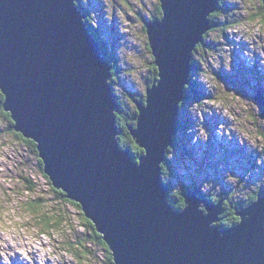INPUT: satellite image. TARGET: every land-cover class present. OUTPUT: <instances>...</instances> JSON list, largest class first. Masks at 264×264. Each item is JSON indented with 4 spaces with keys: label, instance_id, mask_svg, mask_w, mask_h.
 I'll return each mask as SVG.
<instances>
[{
    "label": "water",
    "instance_id": "water-1",
    "mask_svg": "<svg viewBox=\"0 0 264 264\" xmlns=\"http://www.w3.org/2000/svg\"><path fill=\"white\" fill-rule=\"evenodd\" d=\"M79 1L0 0L3 107L14 129L37 143L53 186L82 206L114 264H264V195L221 229L214 223L223 200L191 191L177 209L162 173L193 54L219 0H160L162 18L146 24L158 76L145 100H134L138 160L120 146L114 65Z\"/></svg>",
    "mask_w": 264,
    "mask_h": 264
},
{
    "label": "rangeland",
    "instance_id": "rangeland-1",
    "mask_svg": "<svg viewBox=\"0 0 264 264\" xmlns=\"http://www.w3.org/2000/svg\"><path fill=\"white\" fill-rule=\"evenodd\" d=\"M82 1L109 59L118 66L116 93L127 107H136L137 100L126 93L146 98L155 65L146 24L162 18L153 19L162 2ZM262 3L224 0L218 6L214 27L193 54L189 96L181 102L176 142L166 153L169 166L163 178L174 192L184 191L185 206V195L192 191L229 207L214 223L221 229L234 212L264 195ZM6 112L0 106V264H110L104 246L82 224L80 210L56 196L35 154L10 129ZM23 177L33 180L34 193L27 191ZM257 193L255 200L232 210ZM39 198L44 202L35 214L30 207ZM43 213L63 219L54 227L39 223Z\"/></svg>",
    "mask_w": 264,
    "mask_h": 264
},
{
    "label": "trees",
    "instance_id": "trees-1",
    "mask_svg": "<svg viewBox=\"0 0 264 264\" xmlns=\"http://www.w3.org/2000/svg\"><path fill=\"white\" fill-rule=\"evenodd\" d=\"M223 2H224V0H219V6L220 7L222 6ZM78 4H79L80 9L83 12H86V8L83 5V1L80 0L78 2ZM262 7H263V10H264L263 3H262ZM161 12L159 13V15H154L153 16V19L158 18L159 16H161L162 15ZM218 13H219V9L215 13H212L211 16H210V21H211V24H212V28L214 27V17ZM86 14H87V12H86ZM86 21H87L89 27L91 28L92 32L94 33L95 37L102 43L103 50H104V54L106 55L107 59H109V56L107 55V52H106L105 45L103 44V42L101 41V39L99 37V33L96 32L95 28L91 26L88 18H86ZM199 46H201V44L197 46V49L196 50L199 49ZM114 62H115L114 60H113V62L111 61V63H113V65H114L113 70H112L113 77H112L111 84L113 86L114 92L116 93V90H115V80L117 79V76H118V72H117L118 71L117 70L118 69V66ZM193 67H194V64H193V60H192V69H193ZM151 68H153L151 71L153 72L154 75H153L151 81L148 82V86L152 85L157 80V76H158L157 67L155 65H153V67L151 66ZM191 81H192V79H191ZM191 81H190V83L185 88L187 97L189 96L188 92H189V87L191 85ZM126 94L129 95L131 101L138 100V99H139V101H144L145 100L144 97H141L140 96L141 97L140 98V97H137V95L132 94V93H126ZM117 96H118L119 106H118V109L116 111V120H117V125H118L119 131H120V134H119V137H118L119 143H120V146L122 148H130L131 151H132V153H133V155H134V158L137 159L140 155L144 154V150H143V148H141L137 144V142L135 141V139L133 138V136L131 135V133L129 131V126L134 127L135 124H136V121H137V110H136V107L135 106L133 108H131L129 106L127 107L124 104V102L121 99V97H119L118 94H117ZM3 101H4V95L0 91V106L1 107L3 106ZM181 106H182V103H181ZM6 115H7L8 119H9V121H10V129L12 131H16L14 129V127H13L14 122L12 121L11 114L8 113V112H6ZM178 128H179V123H178ZM15 133H16V136L22 141V143H24V145L26 147H28L31 150V152H33L35 154V156H36V158H37V160L39 162L40 168L44 172V163H43L42 159L39 156V151L37 149V143L34 140H32V139L26 138L20 132H17L16 131ZM175 142H176V136H174V143ZM174 143H173V145H174ZM170 149H171V147H170ZM168 157H169V155L167 154V161H165L163 163V174H165V170H167V167L169 166V159H168ZM164 168H166V169H164ZM44 175L47 177V179L49 181V184L52 185V189H53L54 193L56 194V196L61 201L71 202V203H73L80 210L82 224L91 233L92 238L95 239L97 242H99L100 244H102L104 246L105 251L108 253V262L110 264H113V255H112V253H111V251H110L107 243L103 239L102 234L97 231L96 226L93 223V221L91 219H89L88 217H86V215L83 213L82 206L79 203H77L75 201H72L71 199L67 198L66 197V194L61 189H56L53 186L51 180L49 179V177L45 173H44ZM23 178H24L25 181H27L29 183L27 185V191L34 193L36 187L34 186L33 180H30L27 177H23ZM166 182L168 183V185L170 187V190H169V193H168V199H169V201L172 203V205L175 208H177V209H183L184 206H185L184 191L174 192L172 190V186H171L170 181L169 180H166ZM189 188H194V187L193 186H189ZM197 192L200 195H203V193L200 192L199 190H197ZM257 196H258V193L255 194V195H253V196H250L249 199L247 201H245V202L244 201L243 202L240 201V203H238V204L236 203L235 205H232L233 206L232 210H235L236 211L238 207H241L243 205H247L248 202H252L253 200H255L257 198ZM208 199H209V197H208ZM220 199H222V197ZM43 202L44 201L41 200L40 198L38 200H35V201L32 202L30 208L32 210H34L35 214L38 213V211H37L38 209H41V206L43 205L42 204ZM227 209H229V207L228 206L226 207V205H225L224 208H223V210H222L223 213H225L227 211ZM225 214L227 215L228 213L226 212ZM62 219H63V217H61L59 214H58V216L56 214H53L52 216H50L48 214L43 213L42 215H40L39 223H45L46 225L54 224L53 225V227H54V226H57V224H59L60 221H62ZM239 219L240 218L234 212L233 215H231V217L225 222V224H227L226 226L228 227L230 225H233L235 223H238ZM53 220H56V222L53 221ZM219 226H223V225L221 224Z\"/></svg>",
    "mask_w": 264,
    "mask_h": 264
},
{
    "label": "flooded vegetation",
    "instance_id": "flooded-vegetation-1",
    "mask_svg": "<svg viewBox=\"0 0 264 264\" xmlns=\"http://www.w3.org/2000/svg\"><path fill=\"white\" fill-rule=\"evenodd\" d=\"M86 13V12H85ZM87 16H86V18H88V14H86ZM89 20V19H88ZM90 22V21H89Z\"/></svg>",
    "mask_w": 264,
    "mask_h": 264
},
{
    "label": "bare ground",
    "instance_id": "bare-ground-1",
    "mask_svg": "<svg viewBox=\"0 0 264 264\" xmlns=\"http://www.w3.org/2000/svg\"><path fill=\"white\" fill-rule=\"evenodd\" d=\"M10 113V112H9ZM11 114V113H10Z\"/></svg>",
    "mask_w": 264,
    "mask_h": 264
},
{
    "label": "snow or ice",
    "instance_id": "snow-or-ice-1",
    "mask_svg": "<svg viewBox=\"0 0 264 264\" xmlns=\"http://www.w3.org/2000/svg\"><path fill=\"white\" fill-rule=\"evenodd\" d=\"M239 222V221H238Z\"/></svg>",
    "mask_w": 264,
    "mask_h": 264
}]
</instances>
